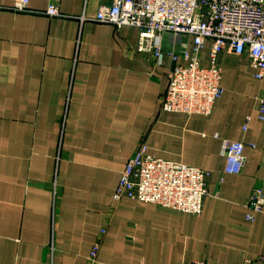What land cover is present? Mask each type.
<instances>
[{
  "label": "crops",
  "instance_id": "crops-1",
  "mask_svg": "<svg viewBox=\"0 0 264 264\" xmlns=\"http://www.w3.org/2000/svg\"><path fill=\"white\" fill-rule=\"evenodd\" d=\"M110 3L61 0L64 16L49 17L46 0L26 11L0 0V264H87L97 239L94 264H264V205L246 219L252 190L264 192V76L224 50L210 114L162 110L180 45L163 34L158 64L138 50V28L81 20ZM222 139L245 144L239 174L223 172ZM141 143L209 172L200 215L112 199Z\"/></svg>",
  "mask_w": 264,
  "mask_h": 264
},
{
  "label": "built area",
  "instance_id": "built-area-1",
  "mask_svg": "<svg viewBox=\"0 0 264 264\" xmlns=\"http://www.w3.org/2000/svg\"><path fill=\"white\" fill-rule=\"evenodd\" d=\"M61 0H46L44 13L49 17L64 16L59 10ZM29 0H13L15 11H26ZM81 20L109 23L115 27L134 26L139 30L138 50L149 51L155 63L164 55L161 36L166 34L178 51L169 50L175 65L160 100L162 110L186 114H210L222 95V69L218 53L229 51L246 54L251 60L254 77L264 76V0H111L100 5L92 16L82 14ZM186 38V40H185ZM191 39V51L187 49ZM211 40L209 64L200 63V52ZM179 59L184 62H177ZM259 118L264 119V95L256 97ZM245 129V127H244ZM217 136V134H214ZM245 144L222 139L223 172L239 174L245 161ZM209 172L183 162L153 156L141 143L127 160L113 191L115 202L129 198L156 204L187 214L200 215L203 199L208 194ZM264 192L255 187L248 199L246 219L252 222L263 211ZM104 229L100 231L101 234ZM99 239L87 256L94 264ZM261 259H244L237 264H255ZM178 264H208L201 259Z\"/></svg>",
  "mask_w": 264,
  "mask_h": 264
}]
</instances>
